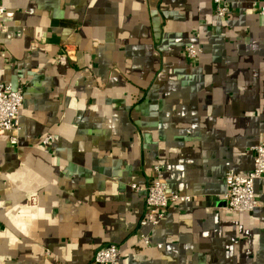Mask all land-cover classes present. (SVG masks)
Listing matches in <instances>:
<instances>
[{"label": "crops", "instance_id": "crops-1", "mask_svg": "<svg viewBox=\"0 0 264 264\" xmlns=\"http://www.w3.org/2000/svg\"><path fill=\"white\" fill-rule=\"evenodd\" d=\"M226 1L0 0V82L24 91L17 145L0 132V264H93L107 244L118 264H264V183L251 212L223 198L264 136V22ZM155 166L190 200L150 226L130 185Z\"/></svg>", "mask_w": 264, "mask_h": 264}, {"label": "built area", "instance_id": "built-area-1", "mask_svg": "<svg viewBox=\"0 0 264 264\" xmlns=\"http://www.w3.org/2000/svg\"><path fill=\"white\" fill-rule=\"evenodd\" d=\"M214 5V14L218 17H225L229 13V3L226 0H212ZM251 8L255 10L264 22V0H254ZM5 11L4 5L0 2V30L4 27L1 23V17ZM197 37V33H195ZM198 45L187 44L184 46L183 55L191 61L200 53ZM65 54L73 59L74 52L65 47ZM24 100V91L21 85L16 87L10 83L0 82V132L8 133V143L15 146L18 143L20 123L19 109ZM47 139H45L46 141ZM253 153L252 168L247 172H239L228 169L224 174L225 191L223 194L226 208L236 213L251 212L257 206V200L254 195V183L260 180L264 183V136L250 149ZM157 172L156 179H152L144 187L131 184L130 187L136 191H142L144 200V221L151 226L157 225L164 218L165 210L168 206L178 202L190 200L187 195L169 191L166 185L160 180V174ZM140 239L145 245L149 244L148 235H141ZM120 250L115 244L103 245L93 255V264H117ZM52 264H62L54 262Z\"/></svg>", "mask_w": 264, "mask_h": 264}, {"label": "rangeland", "instance_id": "rangeland-1", "mask_svg": "<svg viewBox=\"0 0 264 264\" xmlns=\"http://www.w3.org/2000/svg\"><path fill=\"white\" fill-rule=\"evenodd\" d=\"M198 55H199V54H198ZM198 55H197V56H198ZM155 167L157 168V166H155ZM157 175H158V174H157ZM157 175L155 176L154 179H156ZM160 177H161V175H160ZM160 180H161V178H160ZM147 183H148V182H147ZM135 185H137V184H135ZM145 185H146V184H145ZM137 186H139V187H144V185H142V186H141V185H137ZM133 190H134V189H133ZM134 191H136V190H134ZM137 192H141L142 194H144L142 191H137ZM143 203H144V200H143ZM144 209H145V205H144ZM143 221H144V214H143ZM144 222H145V221H144ZM145 223H147V222H145ZM159 223H160V222H159ZM159 223H158V224H159ZM147 224H148V223H147ZM158 224H157V225H158ZM149 225H150V224H149ZM150 226H151V225H150ZM155 226H156V225H155ZM141 235H146V234H139V238H138V239L142 242V240L140 239V236H141ZM142 243L144 244V242H142ZM144 245H145V244H144ZM116 246H117V245H116ZM100 247H102V246H100ZM100 247H99V248H100ZM117 247H118V246H117ZM99 248H97V249H99ZM118 248H119V247H118ZM97 249H96V250H97ZM119 250H120V248H119ZM95 252H96V251H95ZM120 254H121V250H120ZM119 257H120V255H119ZM119 257H118V259H119ZM92 259H93V258H92ZM118 259H117V264H118ZM60 263H62V262H60ZM62 264H64V263H62Z\"/></svg>", "mask_w": 264, "mask_h": 264}, {"label": "trees", "instance_id": "trees-1", "mask_svg": "<svg viewBox=\"0 0 264 264\" xmlns=\"http://www.w3.org/2000/svg\"><path fill=\"white\" fill-rule=\"evenodd\" d=\"M190 44H192V43H190Z\"/></svg>", "mask_w": 264, "mask_h": 264}]
</instances>
